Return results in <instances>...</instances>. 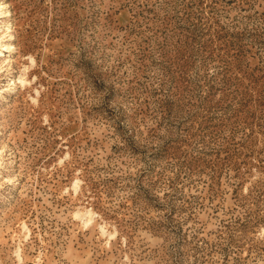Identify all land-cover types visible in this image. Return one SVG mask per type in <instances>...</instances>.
Masks as SVG:
<instances>
[{"label": "rangeland", "instance_id": "1", "mask_svg": "<svg viewBox=\"0 0 264 264\" xmlns=\"http://www.w3.org/2000/svg\"><path fill=\"white\" fill-rule=\"evenodd\" d=\"M0 264H264V0H0Z\"/></svg>", "mask_w": 264, "mask_h": 264}, {"label": "bare ground", "instance_id": "2", "mask_svg": "<svg viewBox=\"0 0 264 264\" xmlns=\"http://www.w3.org/2000/svg\"><path fill=\"white\" fill-rule=\"evenodd\" d=\"M86 214H88V213H86Z\"/></svg>", "mask_w": 264, "mask_h": 264}]
</instances>
